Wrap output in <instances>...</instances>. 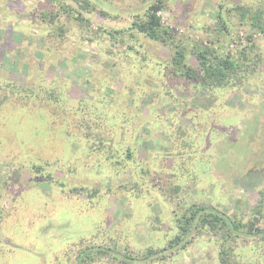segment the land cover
Instances as JSON below:
<instances>
[{"label": "rangeland", "instance_id": "obj_1", "mask_svg": "<svg viewBox=\"0 0 264 264\" xmlns=\"http://www.w3.org/2000/svg\"><path fill=\"white\" fill-rule=\"evenodd\" d=\"M67 1L85 19L60 15L66 31L57 37L41 23L36 0H0V86L17 81L85 99L88 112L109 116L117 154L130 146L135 159L114 168L110 153L89 147L82 127L61 124L65 112L56 116L43 105L18 119L9 104L0 107V264H77L90 245L87 264H120L126 252L164 247L179 213L192 203L247 221L264 188V32L233 7L257 11L264 0H165L160 19L188 51L201 43L221 55L237 54L251 39L256 44L255 71L239 74L237 85L213 89L164 78L170 48L129 30L151 0H91L90 9ZM122 27L116 35L123 40L112 39L108 32ZM188 58L199 68L190 52ZM79 118L75 113V124ZM195 118L200 124L188 129L191 137L178 139V125ZM35 163L44 166L41 173ZM75 185L99 188L100 195L92 201L69 192ZM157 218L160 230L153 228ZM192 235L185 249L145 264H218L214 237ZM246 239L242 260L264 264V241L249 237L252 246L245 249ZM99 245L109 247L106 253Z\"/></svg>", "mask_w": 264, "mask_h": 264}, {"label": "trees", "instance_id": "obj_2", "mask_svg": "<svg viewBox=\"0 0 264 264\" xmlns=\"http://www.w3.org/2000/svg\"><path fill=\"white\" fill-rule=\"evenodd\" d=\"M41 7H38L41 13V23H47L50 27V34L57 37H61L63 32L66 31L64 26L59 22L58 19L60 15L73 18L77 21L83 22L85 17L82 12L78 10L77 14L72 4L67 0H36ZM80 6L81 9H90L92 6L91 0H73ZM45 6L46 9L41 10ZM166 6L165 0H151V4L146 8L143 13L135 14L134 18L130 21V29L133 33L136 30L138 33H143L145 36L163 42L169 50H171V55L168 62L165 64L163 69V77L167 80L176 79L181 82L185 79L194 82L196 85H201L202 87H208L213 89V87H223L226 85L234 86L237 85L239 81L238 75L242 74L241 78L248 77L255 71L256 64L260 60V57L253 56L252 51L255 48V43L252 42L250 46L237 50V54H220L215 51L214 48L210 46H204L201 43L192 44L190 51L186 50L189 47L182 45V43L173 41V35L171 29L165 26L159 11H161ZM224 7L223 4H220ZM230 9V8H229ZM228 9V10H229ZM233 10L237 11L244 22L247 17H250L251 28L264 32V8H258L257 11L251 10L248 7H242L241 5L233 7ZM219 20L223 24L224 30L227 31L226 17L223 13L219 12ZM125 28H119L114 31L108 32L112 39H122L118 38L116 33L124 31ZM252 38V34H249ZM251 48V49H250ZM188 52L194 55L199 63V68H194L189 63ZM2 92L0 97V107H8V113L17 117L18 119L23 117L25 109L29 108L32 110H38L37 107L46 105L52 111L53 115H60L61 112L68 114L71 117L66 121L61 122L68 127V125H76L79 129L81 128V133L87 139H89V147H94L104 153H110L111 156H106L111 158L110 163L114 168L118 166H125L128 161H133L134 150L130 146L123 148L121 155L117 154L118 149L113 143V129L109 130V116L102 111L92 109L93 112H88L85 108V104L88 103L85 99L71 100L69 96L62 94V91L56 89L47 90V94L41 90L36 89L32 84H26L15 81L6 82L4 85L0 86ZM74 102L71 104L70 102ZM24 108V109H23ZM39 111V110H38ZM7 112V110H6ZM69 112L72 113L69 115ZM75 113L80 115L78 123L75 124ZM72 119V120H71ZM70 121V122H69ZM198 121V122H197ZM69 122V123H68ZM6 122L3 123L5 125ZM200 121L196 118L192 121L189 126L178 125L176 129L179 134L178 139H189L191 137V132L188 130L192 128L194 130ZM15 125H13L14 127ZM16 127V126H15ZM96 138L95 140H90ZM176 138V139H177ZM177 139V141H178ZM109 147V148H107ZM121 159V160H120ZM227 164V163H226ZM93 165V164H92ZM36 173H41L44 166L41 164H33ZM96 168L95 165L92 166ZM145 173L149 172L146 167L141 169ZM143 172V173H144ZM45 178L46 176L42 175ZM51 179V175L46 177ZM62 186L64 182H61ZM124 186V185H123ZM139 191H142L140 184L136 185ZM179 186L175 187V192H178ZM69 192L73 194H85L88 199L94 200V198L100 195L99 188H91L88 186H72ZM252 212V216L245 221L243 217L238 218L234 214H229L226 211H221L213 206H209L203 203H192L191 205H186L185 208L181 210L177 217L176 232L174 235L168 239L167 244L162 248L147 247L144 249L143 253L126 252L122 254V262L120 264L134 263L140 260V264H145L147 259H153L158 257L163 259L165 254L169 251H174L177 248L185 249L189 243L192 242V237L196 233H206L213 236V240L217 242L219 246L218 252V264H253L251 261L244 262L242 260V254L240 253V246L242 240L246 239L248 243L245 249L249 246V237H254L264 241V228L260 225L262 218L264 217V188L261 190V196L258 199V203L255 206L249 208ZM160 219H156L153 224V228L160 230L162 227L160 225ZM84 239L83 241H85ZM264 245V243H263ZM100 246V245H99ZM91 248H95V245H90L87 247L86 252L78 255L77 264H87L86 261ZM102 248V249H101ZM104 246L98 248L99 252L106 253ZM129 248L127 247L126 250ZM115 252V251H114ZM120 254V253H119ZM119 257V256H118ZM133 261V262H131Z\"/></svg>", "mask_w": 264, "mask_h": 264}]
</instances>
